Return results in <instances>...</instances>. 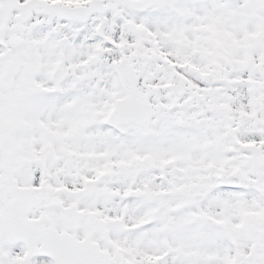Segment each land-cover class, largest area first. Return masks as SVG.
I'll use <instances>...</instances> for the list:
<instances>
[{"label": "snow or ice", "instance_id": "1", "mask_svg": "<svg viewBox=\"0 0 264 264\" xmlns=\"http://www.w3.org/2000/svg\"><path fill=\"white\" fill-rule=\"evenodd\" d=\"M0 264H264V0H0Z\"/></svg>", "mask_w": 264, "mask_h": 264}]
</instances>
